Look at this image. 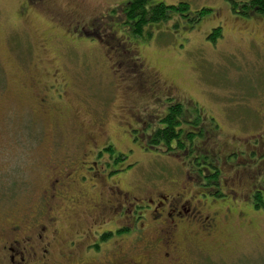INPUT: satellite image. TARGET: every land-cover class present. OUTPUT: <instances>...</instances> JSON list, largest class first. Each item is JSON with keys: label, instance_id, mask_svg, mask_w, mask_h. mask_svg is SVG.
Segmentation results:
<instances>
[{"label": "rangeland", "instance_id": "rangeland-1", "mask_svg": "<svg viewBox=\"0 0 264 264\" xmlns=\"http://www.w3.org/2000/svg\"><path fill=\"white\" fill-rule=\"evenodd\" d=\"M123 1L55 0L61 20H82V27L96 30L89 31L93 37L79 29L68 37L65 26L50 19L49 10L38 8L39 13L32 12L25 21L19 12L22 0H0V228L38 204L45 175L51 171L46 166L51 157L49 149L54 146L60 147V157L81 158L83 163L101 145L112 143L126 157L114 163L115 158L112 162L105 152L102 159H109L107 167H121L113 178L136 195L147 194L152 187L167 192L183 185L200 190L201 181L210 188L207 179L199 180L191 168L184 169L179 157L160 148L147 149L133 140L128 127L135 121L120 111L123 102L132 114H139L145 101L151 113H159L168 98L183 101L188 108L201 106L219 123V137L214 139H218L220 160L225 152L236 150L230 163L238 167L222 160L219 186H212L234 189L236 198H243L253 185L264 187V17L241 13V3L248 0H163L169 4L188 1L193 10H211L197 23L190 18H171L161 24L163 30L147 35L146 41L127 40V33L118 27L113 41L122 43V48L115 47V51L104 43L109 42L106 36L110 28L103 15L114 14L110 13L112 7ZM233 1L238 4L236 9ZM176 21L179 24L173 27ZM219 25L222 35L213 41L209 34ZM125 40L132 41L126 47L131 53L124 47ZM117 53L127 56V62L136 67V82L123 81L125 78L112 73L107 55ZM55 68H60L58 78L70 84L61 98L52 94L55 87L47 89L48 83H57L47 74ZM141 72L156 76L161 84L147 82ZM91 133L97 135L96 142L89 139ZM94 173H89L85 182L88 198L107 204L108 184L105 191L101 184L98 190L89 185L96 179ZM240 178L243 182L238 181ZM255 210H247L254 221L252 226L236 219L219 236L220 242L205 244L198 239L212 257H200L193 245L188 253L180 238L189 264H264V206ZM95 224L98 222L85 220L84 226L77 222L76 227H82L79 231L89 236V228ZM62 235L65 237V229ZM112 241H95L101 244L97 253H107L113 263H121L120 255L109 251ZM137 243L124 242L131 258L142 255V243Z\"/></svg>", "mask_w": 264, "mask_h": 264}, {"label": "flooded vegetation", "instance_id": "flooded-vegetation-1", "mask_svg": "<svg viewBox=\"0 0 264 264\" xmlns=\"http://www.w3.org/2000/svg\"><path fill=\"white\" fill-rule=\"evenodd\" d=\"M22 2L19 12L21 19L25 21L30 18L32 12L39 13L40 10L45 9L52 13L49 16L50 19L57 22L58 25L65 26V31L68 33H71L72 30L77 32L78 29L82 30L80 33L91 31L87 25L82 27V20L74 18L69 23L61 20L58 16L61 12L56 10L55 0H22ZM42 46L44 47V45ZM121 64L123 63L119 64L120 67ZM47 74L57 82V85L48 83L47 89L52 91L55 87L56 93L52 92V94L60 98L65 96L67 93L65 86H68V83L61 76V79L58 78L60 69L47 70ZM142 76L155 86L161 84L156 76ZM45 95L47 94L45 93ZM195 107H198L199 111L202 109L203 112L200 114L202 118H205L203 121L205 125H208L209 119L215 120L212 115L206 114L201 106ZM122 110L124 114H129L133 120L135 117L142 121L148 119H144L140 113L132 114L126 102L120 106V111ZM194 119L195 115L189 118L190 121ZM120 121L125 122V119H120ZM216 125L219 127L218 122ZM137 126L139 127V124ZM129 127L134 128L136 125L130 124ZM213 129L215 128L210 126V130L213 131ZM213 135H215V131H213ZM96 137L97 135L93 134L91 140L96 142ZM212 152L213 154L211 151L204 153L209 157V162L211 159L220 157L218 150L213 149ZM192 154L193 152L185 154L189 158L184 163V169L191 168L193 176L199 180L205 179L204 175L214 173V171L207 172L208 165L206 164L192 168L191 165L197 157ZM93 159L94 156L85 159L80 165L64 161L58 165V171L53 170L55 177L50 188L51 197L46 203L49 210H41L40 217L45 212L42 223L30 226L28 219L20 218L0 228V264H189L183 254L184 248L180 238L184 239L188 253L191 252L190 245H193L199 255L212 257V254L206 251V246L204 248L198 244V239L201 238L205 244L220 242L218 241L219 236L224 234L229 224L236 219L246 220V223L252 226L254 221L247 214V210L256 211L254 205L256 206L259 200L257 195H260L262 200L264 196V190H262L264 187L262 186L260 188L253 185L243 198H236V190L228 189L227 191L223 187L215 186L208 188L203 181H201L200 190H189L185 185L175 189L174 192L152 187L153 189L149 193L136 195L113 179L112 175L121 171V168L115 167V165L107 167L106 164H99ZM230 160L225 162L238 167L237 164H231L232 160ZM220 163L221 160L218 162L219 177L222 173ZM247 164L249 163L247 162ZM52 168L55 169V165ZM91 172L97 174L96 178L100 179L101 183L103 180H107V204L102 205L98 201L89 200L84 182L88 177L87 174ZM238 181L243 182V178ZM96 183L90 184V187L93 188L97 185ZM103 185L105 184L103 183ZM256 188H260V190ZM58 198H68L71 201L79 202L81 207L78 209L81 212L77 216L80 219L83 218L82 226L85 225V220L98 222L89 228V236L83 230H77L70 238L61 239V229L58 223L59 211L55 213L54 206L51 205ZM59 202L64 203L58 200L57 203ZM84 206L85 208H83ZM86 206L90 208H86ZM62 207L60 205L58 209ZM96 213L97 217L93 216ZM108 223L110 226L104 228L103 225ZM52 225L55 226L52 227ZM86 238L95 240L88 242ZM99 239H113V247L109 251L112 255H120L121 263H113L110 257H106L107 253L104 255L97 253L101 244L100 242L96 244L95 241H99ZM126 240H130L134 244H138L137 241L141 242L142 255L135 256V258L129 257L130 253L124 248ZM81 252L82 254H80ZM149 261L152 263H148Z\"/></svg>", "mask_w": 264, "mask_h": 264}, {"label": "trees", "instance_id": "trees-1", "mask_svg": "<svg viewBox=\"0 0 264 264\" xmlns=\"http://www.w3.org/2000/svg\"><path fill=\"white\" fill-rule=\"evenodd\" d=\"M241 4L242 6L240 10L243 15L250 16L251 14H260L264 17V0H248ZM237 5H238L237 2L233 1L234 9L237 8L235 7ZM210 10L211 9L206 8V7L193 10L188 1H180L176 4H169L163 0H125L121 2V4L117 5L116 7H112V9L110 10V13L114 12V14H109V15L106 14L107 16L103 15L104 18L106 17L105 21L108 23L109 27L107 23L105 25L108 28H110L108 29L109 33L106 36L107 38L109 37L108 38L109 42L104 41V43L106 44L107 49H109L108 48L109 46L111 49H114L115 47L122 48L121 47L122 43L121 45H118L120 42L118 43L116 41L115 42L113 41V40H116V36H117L113 32L116 31L118 27L123 28V30L127 33V35H125L128 38L127 40L133 39V41L136 42L135 40L140 39L141 41L143 40L146 41L148 39L147 35L150 36L155 31L163 30L161 28V24H163L164 22H167L171 18H176V19H181V18L189 19L190 18L191 20L196 21L193 23H197L203 18L205 13H208ZM193 13H194V16H196L194 18H192ZM92 23H95V21L93 20ZM173 24H174L173 27H176L178 26L179 21H176ZM191 26L193 27V25ZM186 29H188V26H186ZM74 31L75 30H72V32L68 33L67 36L69 37V35L75 34ZM93 31H96V30H93ZM93 31H90V32H93ZM90 32L88 33V32L83 31V34H87L89 35V37H93L91 36ZM93 34L98 35V32H94ZM159 34H164V32H159ZM209 35H210V38L213 41H215V39L218 36L222 35V26L219 25V26L214 27ZM144 36H146V38H144ZM71 39L75 41L74 36H72ZM127 40H125L127 44L126 46L124 44L125 48L129 46V43H132V41L129 42ZM110 42H112L113 45L110 44ZM126 50L130 51L127 48ZM129 53H131V51ZM120 55L121 54H118V53L114 54L113 56H109V57L107 55V59L110 63V68H111L112 73L116 75V77L119 79L120 77L118 76H122L123 78H125V80L123 81L136 82V80H138L139 78V75H137L138 73H137L136 67L133 66L131 63L127 62L130 59L125 55H121L120 61H118L119 59H116V58L117 56H120ZM122 58H124V60ZM120 63H123L121 65L122 66L125 65V66L120 67L119 66ZM141 73L143 75V72ZM54 84L57 85V83H54ZM69 88H70V84L68 83V86H65L66 92L69 91ZM131 92L134 93V89L131 90ZM158 94L159 93H154V96L156 95L158 96ZM157 98H159V100L163 99L162 96H158ZM168 99H169V102L167 101L165 106L159 107V108H162V110L159 113L157 112L151 113L152 111H149L148 105L145 104L146 103L145 101V103L141 106L140 114L141 116H143L144 119L145 118H148V119L144 120L145 121L144 122L142 121V119L139 120L137 117H135L134 124H136L135 128L136 129L138 128V129L135 130L134 128L128 127L129 133L133 134V136L131 135L132 139L135 141L141 142L143 147H146L147 149L160 148L163 151L171 153L175 155L177 158L179 157L183 163L187 162L189 158L185 154L188 152H193L192 155H197V157L194 159L195 162L191 165L192 168H197L198 166L205 165V164L208 165L207 172L211 173L214 171V173L208 174L206 176L204 175L205 179L209 181V184H211L210 186H212V184L219 186L220 177L218 176V170H219L218 162H220V157L222 158V155L219 154L220 157H218V159L216 158L211 159V162L208 161L209 157L204 155V153H210V151H211V154H213L212 152L213 149L215 151L218 150V147L216 146L218 144V139L215 140L213 138V136L215 138L219 137L218 126L216 125L215 120L209 119L208 125H205V123H203L205 118H202L200 114L201 112H203L202 109H200L199 111V108L195 106L192 108H188L187 106H185L184 102L172 101L170 98ZM159 100H157V102ZM194 115H195V119L193 121H190L189 118L192 116L194 117ZM137 124H139V127L137 126ZM210 126L216 129L215 135H213V131L210 130ZM93 134L94 133L90 134L89 139L91 138V136H93ZM49 150H50L51 157H49V161L46 163L47 164L46 166H47V169L51 171L47 172L45 175V178H44L45 183H43V185L41 186V192H40V198L38 200V204H36L34 209H32L28 214H26L23 217H20L22 219H28L30 226L32 224H40L43 222L42 217L45 215V212L41 217L40 215H41L42 209H45V210L48 209V207L46 206V203L49 201L51 197L50 188H51L52 181L54 180V177H55L53 170L58 171V165L64 161L66 162L71 161L79 165L82 163L81 158H79L78 161H76V160L71 159L68 155L60 157L58 155V153H60L59 146H54L52 150L51 149ZM67 151L65 153H67ZM235 151L236 150L230 151L228 153L225 152L224 158L222 160L228 161V159H230L232 154H235ZM105 152L110 154L112 162H113V159L115 158L114 163L116 162L118 163L119 161H122L126 157V154L124 152L116 150L115 146L111 143L107 145L106 144L101 145L95 152L94 160H96L99 164L100 163L106 164L109 159H102L103 153ZM53 165H55V169L52 168ZM116 166L117 165H115V167ZM129 166H132V164H128V167ZM118 168H121V167H118ZM95 174L96 173H94L93 175ZM117 174L112 175V177ZM87 175L89 177V174ZM87 179H85V181ZM99 180L97 178L93 179L91 180V182H89V185L90 184L93 185L94 183L97 182L96 183L97 185L94 186V189L98 190L99 184L103 185V183H101ZM104 181H105L104 183L105 185H103V187L105 190L107 180H104ZM84 185H85L84 187H86L85 182H84ZM127 190H130V189H127ZM257 198L259 200L256 203V207L257 209H259L262 205L264 206V201L261 199L260 195H257ZM58 200L63 201L64 203H61V202L57 203ZM58 200L55 201L54 204H51V205L54 206L53 210L55 213H58L59 211L58 215L60 216V219L58 223L61 229V239L63 240L66 237L70 238L76 233L77 230H79L80 227H76L77 222L82 225L84 221H83V218L80 219V217H78L76 221L75 216H77L81 212V210L78 209L81 207L79 202H75L73 200L71 201L68 198H58ZM60 205H62L63 207L58 209ZM83 208H85V206ZM86 208H90V207L86 206ZM71 217L74 219V223L72 222ZM18 219L15 217L3 227L9 225L11 222H14ZM109 224L110 223L103 225L104 228L107 226H110ZM53 226L55 225H52V227ZM64 229H65V237H63L62 235V231ZM202 256H206V255L201 254L200 257Z\"/></svg>", "mask_w": 264, "mask_h": 264}]
</instances>
